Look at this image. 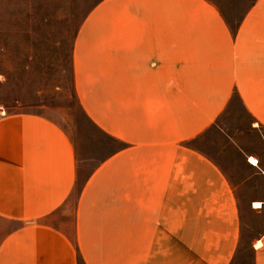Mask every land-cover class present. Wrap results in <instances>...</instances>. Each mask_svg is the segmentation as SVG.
Masks as SVG:
<instances>
[{"label":"crops","instance_id":"crops-1","mask_svg":"<svg viewBox=\"0 0 264 264\" xmlns=\"http://www.w3.org/2000/svg\"><path fill=\"white\" fill-rule=\"evenodd\" d=\"M71 67L120 145L91 162L45 114L0 111V264H233L253 217L264 264V0H99ZM212 132L248 175L202 152Z\"/></svg>","mask_w":264,"mask_h":264},{"label":"rangeland","instance_id":"rangeland-1","mask_svg":"<svg viewBox=\"0 0 264 264\" xmlns=\"http://www.w3.org/2000/svg\"><path fill=\"white\" fill-rule=\"evenodd\" d=\"M98 1L0 0V111L45 114L69 131L79 146L80 157L91 162L120 145L90 130L73 85L72 43L84 16ZM230 122L237 131L246 132L245 115L237 114ZM200 148L221 165L226 163L221 134L212 132ZM222 167L236 171L240 177L251 172L235 163ZM260 185H252L256 194L264 189ZM258 198L238 197V201L244 207ZM255 221L253 217L249 224L242 225L240 251L233 264H252L249 245L260 230Z\"/></svg>","mask_w":264,"mask_h":264},{"label":"bare ground","instance_id":"bare-ground-1","mask_svg":"<svg viewBox=\"0 0 264 264\" xmlns=\"http://www.w3.org/2000/svg\"><path fill=\"white\" fill-rule=\"evenodd\" d=\"M250 162H252L253 164H257V160L255 158H253V157H250ZM254 206L260 207L261 203L260 202H256V203H254ZM256 245H258V243Z\"/></svg>","mask_w":264,"mask_h":264}]
</instances>
